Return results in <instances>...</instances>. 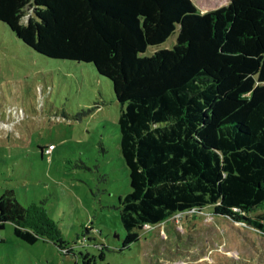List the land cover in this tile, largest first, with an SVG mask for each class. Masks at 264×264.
<instances>
[{"label": "trees", "instance_id": "obj_1", "mask_svg": "<svg viewBox=\"0 0 264 264\" xmlns=\"http://www.w3.org/2000/svg\"><path fill=\"white\" fill-rule=\"evenodd\" d=\"M0 22L39 54L111 81L130 185L118 206L124 248L146 225L205 210L264 234V212L254 215L264 208V0L206 13L192 0H0ZM8 222L29 244L105 258L86 235L67 247L43 202L24 207L13 189L0 196V229Z\"/></svg>", "mask_w": 264, "mask_h": 264}, {"label": "rangeland", "instance_id": "obj_2", "mask_svg": "<svg viewBox=\"0 0 264 264\" xmlns=\"http://www.w3.org/2000/svg\"><path fill=\"white\" fill-rule=\"evenodd\" d=\"M200 1L195 6L206 13L230 0ZM119 116L112 83L93 64L43 56L0 22V196L13 189L24 207L43 202L67 247L83 235L105 247L102 260L95 247L67 253L49 241L29 244L8 222L0 229V264H84L86 251L95 256L91 264H264V234L209 210L146 225L138 242L123 247L118 206L130 185Z\"/></svg>", "mask_w": 264, "mask_h": 264}, {"label": "built area", "instance_id": "obj_3", "mask_svg": "<svg viewBox=\"0 0 264 264\" xmlns=\"http://www.w3.org/2000/svg\"><path fill=\"white\" fill-rule=\"evenodd\" d=\"M54 149H55V146L53 144H51V145L46 146L43 151L45 154H51ZM178 216H181V215H178ZM147 226H149V225H147Z\"/></svg>", "mask_w": 264, "mask_h": 264}, {"label": "crops", "instance_id": "obj_4", "mask_svg": "<svg viewBox=\"0 0 264 264\" xmlns=\"http://www.w3.org/2000/svg\"><path fill=\"white\" fill-rule=\"evenodd\" d=\"M194 3H195V5H197V6H199L200 4L199 3H201L200 2V0H192ZM199 1V2H198ZM203 6V4L201 3V7Z\"/></svg>", "mask_w": 264, "mask_h": 264}]
</instances>
